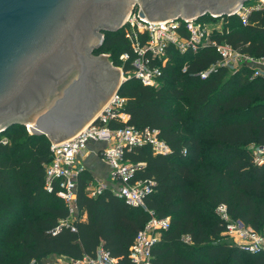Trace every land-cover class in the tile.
<instances>
[{"label": "trees", "instance_id": "obj_1", "mask_svg": "<svg viewBox=\"0 0 264 264\" xmlns=\"http://www.w3.org/2000/svg\"><path fill=\"white\" fill-rule=\"evenodd\" d=\"M224 23L228 32L220 39L264 57V9L251 11L246 25L235 14ZM105 50L114 64L121 63L123 52L132 58L122 29L103 31L94 53ZM218 58L212 47L172 52L159 87L134 77L122 82L118 93L125 103L119 110L128 119H111L109 125L157 129L170 150L154 153L144 144L123 154L124 160L141 163L133 180L155 182L143 205L127 204L110 188L90 196L91 175L84 169L77 178L76 204L85 218L72 221L74 230L61 224L53 233L68 211L61 198L43 187L50 139L29 133L22 124L1 131L8 140L0 143V264H50V255L94 256L99 244L117 264H132L128 252L149 210L170 219L152 248L153 264H264V252L240 250L221 235L224 225L214 211L225 203L232 218L256 230L264 227V163H253L248 148L264 144V78L252 76L248 67L196 75ZM184 63L186 71L181 70ZM130 68L129 59L123 71ZM185 234L189 243L181 239Z\"/></svg>", "mask_w": 264, "mask_h": 264}, {"label": "water", "instance_id": "obj_2", "mask_svg": "<svg viewBox=\"0 0 264 264\" xmlns=\"http://www.w3.org/2000/svg\"><path fill=\"white\" fill-rule=\"evenodd\" d=\"M246 1L0 0V132L29 125L54 142L92 120L124 81L94 51L134 4L139 17L186 21L232 14Z\"/></svg>", "mask_w": 264, "mask_h": 264}, {"label": "built area", "instance_id": "obj_3", "mask_svg": "<svg viewBox=\"0 0 264 264\" xmlns=\"http://www.w3.org/2000/svg\"><path fill=\"white\" fill-rule=\"evenodd\" d=\"M257 9H264V0H256L247 5L244 3L232 14L214 15L208 12L201 18L186 21L182 18L149 20L139 17L138 9H133L125 18L122 27L132 54V58L127 52L118 57L121 61L118 68L122 79L134 77L143 85L159 87L163 70L170 62L172 52L184 55L206 47H212L219 58L196 73L200 78H206L219 67L226 68L229 73L248 67L252 69V76L264 78V57L241 52L226 40L219 38L224 32H228L224 25L226 16L235 14L241 23L246 25L250 12ZM129 59L131 68L123 71V64ZM186 69L187 64L184 63L181 70ZM124 103L125 98L118 91H113L97 115L75 133L54 142L50 139L51 158L44 166L43 187L47 192H54L61 198L68 211V217L55 227L53 233L61 224L70 225L74 230L72 221L81 219L76 204V186L78 175L85 169L81 156L90 141L105 143L99 155L110 167L107 182H88L86 189L90 196H96L105 188H110L114 195L122 198L127 204L143 205L144 199L153 191L155 182L152 179L133 180L134 173L141 163L124 160L123 154L134 146L144 144L149 145L154 153L160 154L168 153L170 148L158 137L157 129H138L126 124L110 126L111 119L122 123L127 121L128 115L119 110ZM25 127L29 132L28 125ZM7 140L4 136L0 137L2 144ZM248 148L253 163H264V144L250 143ZM214 211L224 225L221 235L231 245L249 253L264 252V228L256 230L241 220L232 218L225 203L217 204ZM148 212L150 216L135 234L128 252L132 264H153L152 248L159 241L162 231L169 227L168 216L157 217L151 210ZM181 239L185 243L190 242V236L187 234L182 235ZM61 256L59 259L49 260L50 264H117V258L112 257L101 244L97 246L94 256Z\"/></svg>", "mask_w": 264, "mask_h": 264}, {"label": "crops", "instance_id": "obj_4", "mask_svg": "<svg viewBox=\"0 0 264 264\" xmlns=\"http://www.w3.org/2000/svg\"><path fill=\"white\" fill-rule=\"evenodd\" d=\"M105 146V143L99 141H90L87 144L84 154L81 156V161L91 175V181L96 183L98 180L108 181L110 167L100 157L99 151ZM85 218V214H81V219Z\"/></svg>", "mask_w": 264, "mask_h": 264}, {"label": "rangeland", "instance_id": "obj_5", "mask_svg": "<svg viewBox=\"0 0 264 264\" xmlns=\"http://www.w3.org/2000/svg\"><path fill=\"white\" fill-rule=\"evenodd\" d=\"M256 0H248V1H246L245 2V4L247 5V4H249V3H254ZM136 9H138V8H135L134 10H136ZM130 10H128L127 11V13H126V15H125V18L130 14ZM97 54H104V55H106L107 56V58H108V60H109V62H110V64L115 68V69H117L118 71H119V68H118V66L121 64H114L113 62H112V60H111V57H110V51L109 50H105L104 52H101V53H97ZM119 59V58H118ZM229 73V72H228ZM124 76H125V74H124ZM119 77L120 78H122V76H121V73H120V71H119ZM24 127H25V125H24ZM25 129H26V127H25ZM27 130V129H26ZM30 133V132H29ZM262 228H264V227H262ZM60 257H62L61 255H50V256H48V258L47 259H49V260H53V259H56V258H60ZM66 257H68V256H66Z\"/></svg>", "mask_w": 264, "mask_h": 264}, {"label": "flooded vegetation", "instance_id": "obj_6", "mask_svg": "<svg viewBox=\"0 0 264 264\" xmlns=\"http://www.w3.org/2000/svg\"><path fill=\"white\" fill-rule=\"evenodd\" d=\"M136 7H137V4H134V5H133V9H135ZM133 9H132V10H133ZM102 33H103V32H102ZM107 82H108V79H106V81H105V85L107 84Z\"/></svg>", "mask_w": 264, "mask_h": 264}, {"label": "bare ground", "instance_id": "obj_7", "mask_svg": "<svg viewBox=\"0 0 264 264\" xmlns=\"http://www.w3.org/2000/svg\"><path fill=\"white\" fill-rule=\"evenodd\" d=\"M29 126V125H28Z\"/></svg>", "mask_w": 264, "mask_h": 264}]
</instances>
